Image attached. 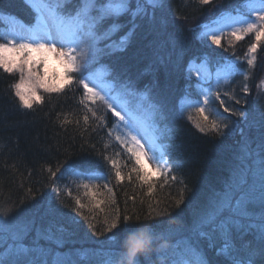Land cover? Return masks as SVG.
Instances as JSON below:
<instances>
[{
  "label": "snow or ice",
  "instance_id": "obj_1",
  "mask_svg": "<svg viewBox=\"0 0 264 264\" xmlns=\"http://www.w3.org/2000/svg\"><path fill=\"white\" fill-rule=\"evenodd\" d=\"M26 3L34 11L35 23L18 21L17 29L0 36V68L8 73H20V81L14 85L20 106L32 109L34 102L39 100L34 91L28 95L22 91L25 73L29 80L36 76L34 87L44 86L42 78L31 70V52L54 53L64 64L68 79L72 80L73 74L77 76L76 82L82 86L85 97L93 104L96 101L103 103L106 110L119 121L117 127L123 125L128 129L123 139L116 137L120 143L132 145L127 151L131 153L130 159H134V163L127 179L131 181L132 173H135L137 180L148 185L149 193L154 184L141 165L142 157L156 164L155 171L165 177V182L173 170L170 159L175 153L168 151L173 146H163L165 136L160 127L161 123L167 121L168 114L164 104L152 95L151 88L138 91L130 79L117 81L113 78L110 65L102 63L105 58L123 53L141 27L151 38L153 52L159 54L169 49V63L182 73L189 82V88L197 90L191 101L186 92L180 99L179 107L181 112L188 108L195 110L201 118L195 124L200 132L208 129L221 136L235 133L240 123L248 129L257 123L255 115L242 106L247 103L246 100L234 93L224 92L223 96L234 102V106H229L219 90L222 83H231V78L236 75H242L247 81L257 66V57L246 54L247 70L239 65V57L235 60L223 57L214 60L211 54H205L186 59L189 41L183 31L175 27L178 20L186 17L177 16L174 19L168 0H26ZM196 3L206 6L213 4V0H196ZM213 17L188 31L201 43L210 41L218 48L226 29H231L227 35L237 41L249 33L255 34L257 42L264 37V0H237L230 9L220 10L219 15L213 13ZM7 19L16 18L0 13V21ZM256 50V44H252L248 52L252 54ZM12 51L28 55L16 65L15 60L4 55ZM96 65L100 67L96 68ZM213 80L215 89L211 86ZM90 83L92 87H89ZM204 84L209 87L203 88ZM257 89L259 100L264 97V78ZM45 91L60 92L61 89L48 86ZM241 91L250 92L247 83L243 84ZM213 95L223 112L218 108L214 114L216 118L210 120L206 112ZM88 111L96 117L92 108H88ZM145 114L149 118L147 121L142 118ZM188 119L191 120L192 116L189 115ZM83 120L88 124L89 117L85 115ZM65 123L73 121L65 120ZM75 123L79 125V120ZM258 123L264 130V113H260ZM145 128L152 133L147 150L141 143L145 138L141 131ZM240 136L229 176L207 205L193 212L190 222L179 221L180 226L175 229L160 224L156 227L161 232H167V235L160 237L152 234L155 229L147 227L153 240L163 239L166 245L163 248L152 245V250L143 255L148 264H264V131L258 140L251 139L243 128L240 129ZM103 159L111 165L115 179L122 182L125 176L117 160L107 155ZM176 160V167H180L179 155H176ZM70 167L65 162L55 171L51 166H46V171L51 178H57L58 173L62 176ZM171 179L175 180L176 177L172 176ZM50 187L59 194V187L54 184ZM83 187L89 189L90 185L85 183ZM103 187L109 193L108 203L114 204L112 189L107 184ZM28 191L31 192V189ZM185 191L186 186L176 200L177 207L183 202ZM88 194L85 192V195ZM96 195V192H92L93 197ZM102 203L105 201H97L93 207L100 208ZM75 204L77 211L85 207L79 198H76ZM149 209L143 218L136 214L135 221L139 223L141 219L152 221L156 217H167L176 222L167 208L156 211L149 205ZM79 214L83 216L82 212ZM84 219L88 220L89 217L84 216ZM132 220V215H121L117 210L104 219L102 230H97L96 224H90L93 229L91 235L95 237L92 247L63 252L61 249L66 243L63 227L54 226L51 222L38 223L34 218L26 217L14 202L3 201L0 202V264H119L115 256L120 253L122 257L121 237ZM137 264H144V261H137Z\"/></svg>",
  "mask_w": 264,
  "mask_h": 264
},
{
  "label": "trees",
  "instance_id": "obj_2",
  "mask_svg": "<svg viewBox=\"0 0 264 264\" xmlns=\"http://www.w3.org/2000/svg\"><path fill=\"white\" fill-rule=\"evenodd\" d=\"M236 3L237 0H213V4L201 6L196 0H168L174 19L177 16L186 17L178 20L175 25L189 41L186 59L189 56L205 54H211L214 60L221 57L235 59L242 52V48L251 46L246 44L247 39L232 43L225 36L218 48L211 45L210 41L201 43L188 31L197 24L214 18L213 13L219 15L220 10L230 9ZM0 13L11 14L26 24L35 23L34 11L26 0H0ZM6 25V20L0 21V33ZM150 40L141 27L136 38L123 53L105 58L103 62L113 69V78L117 81L130 79L138 91H144L145 87L151 88L152 95L164 104L168 114L167 121L161 123L160 127L165 136L163 145L173 146L168 148L169 152L175 153L170 159L173 170L166 182L164 178L150 181L154 184L151 193L147 184L136 179L135 173H132L131 181L127 179L134 160L130 159L115 138L114 127L117 120L106 110L103 103L96 101L93 104L85 97L82 86L76 82L75 74L72 82L60 92H46L39 102L33 104L32 109H26L20 106L19 98L15 95L16 77L0 68V202H14L26 217L34 218L38 223L51 222L54 226L63 227L66 239L61 249L63 252L92 247L95 237L91 235L93 229L90 224L94 223L97 230H102L105 226L104 219L117 210L121 215L127 213L133 216V220L127 225V231L121 237L122 253L124 239L139 228H153L155 230L152 234L160 237L167 235V232H161L156 226L164 224L175 229L180 226L179 221L190 222L193 212L204 208L209 194L215 189L219 190L229 176L241 139L240 129L243 128L253 140H258L264 131L258 123L260 113H264V97L257 100V85L264 78V42L259 49L261 61L250 92L243 93L240 90L241 78L238 75L232 84L225 87L231 92L237 90L245 97L247 103H244V108L255 115L257 123L251 129L240 123L235 133L217 136L208 129L200 132L195 127L196 122L201 119L198 115L187 113L186 110L181 112V97L187 92L191 101L197 90L194 87L189 88V82L182 73L169 63L170 50L164 49L157 54L153 52ZM81 100L84 102L81 103ZM88 108L96 112V117L104 119L93 117ZM85 115L89 117L88 124L84 123ZM189 115L192 116L191 120L188 119ZM144 116L149 119L146 114ZM65 120L73 123L66 124ZM77 120L79 125L75 123ZM104 155L117 160L125 176L122 182L115 179L114 170L104 161ZM176 155L180 157V167H176ZM65 162L71 165V169L105 176L115 203H108L109 193L105 192L101 194L102 199L97 200L105 201L100 208L88 204L77 211V197L66 193L57 195L50 185H56L60 174H57V178H51L46 166H51L55 171ZM172 176L176 179L172 180ZM99 185L103 186L105 183ZM185 186L187 191L184 192L183 202L177 207L176 200L180 198ZM149 205L156 211L167 208L176 218V222L167 217H156L152 221L141 219V222H136L135 215L139 214L143 218L150 210ZM84 216L89 219L85 220ZM161 242L164 240H153L152 245L158 247ZM121 258L120 253H117L115 259L120 262ZM137 261L148 264L143 255L136 258V264Z\"/></svg>",
  "mask_w": 264,
  "mask_h": 264
},
{
  "label": "rangeland",
  "instance_id": "obj_3",
  "mask_svg": "<svg viewBox=\"0 0 264 264\" xmlns=\"http://www.w3.org/2000/svg\"><path fill=\"white\" fill-rule=\"evenodd\" d=\"M18 21H19L18 19H15V20L7 19L6 20L7 25L2 29V31L0 33L1 36L6 34L7 32H9L11 30H13V29H17L19 27ZM19 22H21V21H19ZM229 31H231V29L225 30V35L222 37L221 40H223V38L225 36H228L227 33ZM226 38L232 43H239L241 41V40L237 41L230 36H228ZM243 39L248 40L246 42V44L247 43H249V45L250 44L251 45L256 44L257 50L255 53L249 54V52H248L249 47L247 49L242 48V52H240L239 53L240 55H238V57L240 58L238 61L239 65H241L244 70H247L246 54H248V55H255L257 57V66L255 69L252 70V72L249 75V79L247 81L244 80L242 75H238L241 78L240 79L241 81L239 83L240 90H241L243 84H245V83L248 84L249 89H250L252 82H254V78L256 75L255 72L257 71V69L260 65L259 63L261 61V57L259 56V49H260L261 44L264 42V37H262L261 40L259 42H257L254 33H249V34L245 35ZM58 47H59V45H58ZM4 55L10 60H15L16 65H18L20 63V61L23 60L25 58V56L28 54L16 53V52L12 51V52H6ZM232 59L235 60L234 58H232ZM102 63H104V62L102 61ZM13 67L15 68V65ZM30 67H31V70L33 73L38 74V76L40 78H42V82L44 85L43 87H41V86H35L34 87L33 82L36 80V76H33L32 79L29 80L28 74L27 73L24 74L25 83L22 85V91L26 95L30 94L31 91L35 92V95L37 97H39V100L34 102V104L39 102L41 100L42 95L47 92V91H45V87H48V86L57 87V88H60L62 90L65 86H67L68 84H70L72 82V80L68 79V74L65 72L64 64L61 62V60L54 53L32 51L30 54ZM99 67H100V65H96V68H99ZM93 70H95V69H93ZM12 74L16 77L17 83H18L20 81V73L13 71ZM236 77H237V75L235 77H232L231 83H228V84L229 85L232 84L233 80H235ZM228 84L222 83L219 90L221 91L222 98L225 99L226 104L229 106H234V102L229 101L227 99V97L223 96L224 92H231L229 88H225ZM211 86L213 87V89H215V81L214 80L211 82ZM89 87H92L91 83L89 84ZM202 87L207 89L209 87V85L204 84V85H202ZM231 93H234L236 96H237L236 93H238L239 94L237 96L238 98H243V99L245 98L237 90H236V92H231ZM211 99H212V103L207 106V112H206V114L209 115L210 120L216 118L214 114L217 111V109L219 108V101L215 100L214 95L211 97ZM242 106L244 107L245 104H243ZM185 110L187 113L196 114L194 109L188 108ZM219 111L222 113L223 109L219 108ZM224 115H228V114L224 113ZM142 118L145 121L148 120L145 116H143ZM233 119H235V118H233ZM116 120H117V118H116ZM118 123H119V121L117 120L115 127H114V135H115V138L117 136H120L121 139H123L125 134L127 133L128 129L124 128L123 125H120L119 127H117ZM141 135H143L145 137L144 139L141 140V143H143L145 145V149L147 150L149 147L150 139L147 136H145L143 130L141 131ZM118 142L120 143V141H118ZM120 144L123 147L124 151L127 152L128 155L131 157V153H129L127 151V149H128V147H131L132 145L131 144H122V143H120ZM141 165L144 167V170L149 173L150 181L151 180H158L161 178L165 179L164 176L156 173V171H155L156 164L153 163L152 161L148 160L146 157L141 158ZM171 173H172V171H171ZM171 173L168 174V178H169ZM85 177H88L89 179H86ZM85 183L90 185L89 189H85L83 187V184H85ZM99 183L100 184H103V183L107 184L106 183V177L98 175V174H94V173H84V172H80V171H77V170L70 168L68 172H65L62 176L60 175V178L58 179V181L55 185V186L59 187L60 192H59V194H57V193L56 194L60 195L62 193H66V194L71 195L73 197L79 198L85 206H87L88 204L94 205L95 204L94 202H96L98 199H102L101 194H104L105 192H106V194L108 193L107 189L104 188L103 186L99 185ZM97 186H99V187H97ZM216 190L217 189H215V191ZM215 191H213L211 193V195L209 194V196H208L209 199L212 197V195L214 194ZM85 192H88L89 194L85 195ZM92 192H96L97 195L95 197H93Z\"/></svg>",
  "mask_w": 264,
  "mask_h": 264
},
{
  "label": "clouds",
  "instance_id": "obj_4",
  "mask_svg": "<svg viewBox=\"0 0 264 264\" xmlns=\"http://www.w3.org/2000/svg\"><path fill=\"white\" fill-rule=\"evenodd\" d=\"M134 238V239H133ZM153 237L147 227H142L129 234L124 245V252L119 264H136V258L152 250ZM165 243H159L158 247H165Z\"/></svg>",
  "mask_w": 264,
  "mask_h": 264
},
{
  "label": "bare ground",
  "instance_id": "obj_5",
  "mask_svg": "<svg viewBox=\"0 0 264 264\" xmlns=\"http://www.w3.org/2000/svg\"><path fill=\"white\" fill-rule=\"evenodd\" d=\"M143 132H144L145 136H147L151 141L152 140V133L150 131H147L146 128L143 130Z\"/></svg>",
  "mask_w": 264,
  "mask_h": 264
}]
</instances>
